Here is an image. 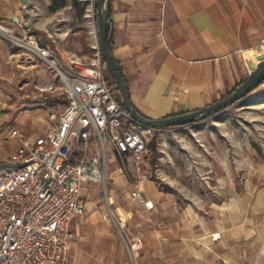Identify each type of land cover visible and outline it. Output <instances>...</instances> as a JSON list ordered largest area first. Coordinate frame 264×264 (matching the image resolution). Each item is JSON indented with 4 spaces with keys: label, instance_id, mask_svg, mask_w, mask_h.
<instances>
[{
    "label": "crops",
    "instance_id": "1",
    "mask_svg": "<svg viewBox=\"0 0 264 264\" xmlns=\"http://www.w3.org/2000/svg\"><path fill=\"white\" fill-rule=\"evenodd\" d=\"M24 4L25 0H0V22L42 35V42L63 55L58 48L60 38L53 43ZM109 31L113 56L133 105L145 116L165 117L204 107L246 78L252 58L264 48V0H110ZM45 72L38 57L11 51L0 36V130L3 128L11 144L10 123L30 138L57 123L66 100L60 86L45 77ZM47 82H53L56 89L37 94L36 85ZM30 84L34 89L28 90ZM30 100L34 102L27 103ZM124 159L129 161L134 178L110 151L107 196L124 218L125 236L132 238L136 236V218L133 224L128 222L133 215L128 204L136 207L131 195L134 183L162 215L172 214L173 208L163 204L166 196L151 180L142 175L136 180L133 160L128 155ZM93 185H81L83 199ZM92 198L84 199V213L70 222L71 264H96L95 257L102 252L109 256L108 264H115L110 259L113 233L104 206H97L98 197ZM184 226L168 222L149 227L144 254L135 255V264H247V259L237 254L235 242L207 238L198 228L184 233Z\"/></svg>",
    "mask_w": 264,
    "mask_h": 264
},
{
    "label": "rangeland",
    "instance_id": "2",
    "mask_svg": "<svg viewBox=\"0 0 264 264\" xmlns=\"http://www.w3.org/2000/svg\"><path fill=\"white\" fill-rule=\"evenodd\" d=\"M28 1L25 9L37 17L38 26L48 29L55 39L60 38V50L87 57L93 54L86 13L96 0H79L81 12L72 0ZM36 37L43 40L40 34ZM44 67L45 77H51L60 86L55 73L46 64ZM31 89L32 84L28 90ZM9 125V129L16 127L15 123ZM142 134L146 142L155 138L156 154L152 157L149 152L139 169L136 167V180L139 175L151 180L164 192L163 204L171 205L173 213L164 216L158 207L146 209L137 201L136 207L132 202L128 204L133 212L128 222L133 224L136 218V236H141L144 244L133 254L121 226L124 218L108 200L107 164L104 178L94 183V189L84 199L98 197L97 206H104V216L113 233L110 259L115 264H135V255L144 254L149 227L178 222L187 225L182 227L184 233L187 229L188 233L197 232L198 228L204 230L207 238L235 242L237 254L244 256L247 264H264V89H254L228 108L195 123L151 128ZM13 140L14 143H9L3 128L0 130V168L7 165L17 143ZM71 152L74 160L80 157L77 146H72ZM116 162L124 165L129 177L134 178L129 161L117 158ZM95 258L96 264H108L105 252ZM71 261L70 250V264Z\"/></svg>",
    "mask_w": 264,
    "mask_h": 264
},
{
    "label": "built area",
    "instance_id": "3",
    "mask_svg": "<svg viewBox=\"0 0 264 264\" xmlns=\"http://www.w3.org/2000/svg\"><path fill=\"white\" fill-rule=\"evenodd\" d=\"M86 16L94 49L90 57L70 51L62 55L34 34L0 22V36L46 64L66 100L56 125L46 133L30 138L16 128L8 132L17 143L0 168V264H70V222L86 208L81 185L104 178L110 151L121 160L128 155L138 169L150 152L142 133L152 127L130 117L106 79L94 6ZM45 32L54 43V36ZM260 87L264 89V79L256 89ZM55 89L53 82L36 85L37 94ZM73 145L80 150L75 160ZM131 195L153 208L137 182ZM127 241L133 254L144 245L138 235Z\"/></svg>",
    "mask_w": 264,
    "mask_h": 264
},
{
    "label": "water",
    "instance_id": "4",
    "mask_svg": "<svg viewBox=\"0 0 264 264\" xmlns=\"http://www.w3.org/2000/svg\"><path fill=\"white\" fill-rule=\"evenodd\" d=\"M96 27L99 40V51L106 69L110 72L114 86L119 92L120 102L130 117L148 127H164V126H181L187 123L195 122L211 115H214L246 96L262 82L264 79V48L255 54L252 67L250 68L246 78L229 94L214 102L187 112L173 114L165 117L152 118L140 113L133 105L128 86L124 81L122 74L113 54L110 52L107 44V30L110 22V0H96ZM25 5H29V1L25 0ZM32 20L33 17L31 16Z\"/></svg>",
    "mask_w": 264,
    "mask_h": 264
},
{
    "label": "trees",
    "instance_id": "5",
    "mask_svg": "<svg viewBox=\"0 0 264 264\" xmlns=\"http://www.w3.org/2000/svg\"><path fill=\"white\" fill-rule=\"evenodd\" d=\"M72 4L76 7H79V11L81 12L83 7L80 6V1L79 0H72ZM94 16H95V20H96V4L94 3ZM9 46H10V49L11 51L15 52V51H19L20 50V47L14 45L13 43L7 41ZM98 43H99V40H98ZM107 44H108V48L110 50V52L113 54L112 50H113V39H112V35L109 31V27H108V30H107ZM118 67H119V70H120V73L122 74L121 72V68L119 66V63L118 61H116ZM105 76H106V79L107 81L109 82L110 85H112V87L114 88V93L116 95V98L117 100L120 102V95H119V92L117 91V89L115 88L114 86V81H113V78L110 74V72L105 68ZM123 77V75H122ZM124 79V78H123ZM245 79V78H244ZM244 79H241L233 88H231L229 91H227L222 97L226 96V95H229ZM258 87V86H257ZM121 104V102H120ZM138 110V109H137ZM139 111V110H138ZM140 112V111H139ZM207 118V117H206ZM205 119V118H204ZM202 120V119H201ZM199 121V120H198ZM197 122V121H195ZM195 122H191V123H195ZM191 123H187V124H191ZM187 124H184V125H181V126H185ZM170 126H164V127H158V126H155L153 128H168ZM146 141V140H145ZM146 145L147 147L149 148L150 150V153L152 154V157L155 156L156 154V141H155V138H151L148 142H146Z\"/></svg>",
    "mask_w": 264,
    "mask_h": 264
}]
</instances>
